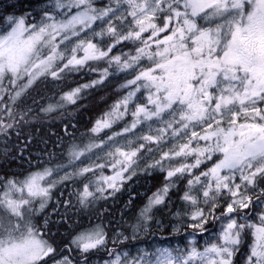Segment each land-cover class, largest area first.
<instances>
[{"label": "snow or ice", "instance_id": "1", "mask_svg": "<svg viewBox=\"0 0 264 264\" xmlns=\"http://www.w3.org/2000/svg\"><path fill=\"white\" fill-rule=\"evenodd\" d=\"M8 21L0 133L18 126L17 102L39 81L68 88L45 114L113 81L118 88L86 133L65 129L59 157L0 177V264H88L97 252L104 264H238L246 239L242 264H264V0H51L35 23ZM80 74L96 78L71 87ZM138 172L163 179L130 235L89 221L57 245L46 215L53 202L65 209L62 223L75 208L103 217L98 205ZM69 185L68 198L54 201ZM173 195L185 247H118L148 232Z\"/></svg>", "mask_w": 264, "mask_h": 264}, {"label": "trees", "instance_id": "2", "mask_svg": "<svg viewBox=\"0 0 264 264\" xmlns=\"http://www.w3.org/2000/svg\"><path fill=\"white\" fill-rule=\"evenodd\" d=\"M50 3L51 0H0V23L9 16H26L27 23H35L40 19L42 9ZM91 76V74L87 76L80 74L69 77L68 84L76 87L79 83L91 80ZM67 90L64 84H52L50 81L42 80L20 98L14 109V112L19 114L16 118L18 126L10 129L7 136L0 133V142L3 141V145H0V177L26 174L29 170H34V166L38 163H46L50 153H55L59 157L63 145L68 142L67 133H72L76 137L86 133L95 119L107 109L109 103L105 101L111 102L115 99L114 84H109L84 98L75 106H67L50 114L41 111L48 103L54 102L53 98L56 99L61 91ZM56 162L61 163L63 160L60 158ZM162 179V174L158 172L150 174L139 172L132 180L127 181L114 196L98 205L102 211L106 210L103 217L89 209L75 208L64 216L67 222L62 223L61 217L65 209L53 202L46 212L50 219L49 228L52 238L62 248L70 241L76 224L87 225L89 221H104L110 235L113 230H128L146 203L147 197L160 187ZM71 188V185L67 190L61 188L59 191L64 192V196L60 197L57 194L54 196V201L67 199ZM177 203V196L173 195L171 206L156 212L155 217L165 221L166 213L172 211ZM167 209L168 211L164 212ZM158 227L154 223L151 232L157 231L172 240L177 236V234H171L169 227H165L162 231ZM250 243L251 239L245 240L237 257L238 264H242L243 253ZM137 244L136 241H131L126 247H118L126 249ZM105 258L108 257L104 252H97L88 257V264H103Z\"/></svg>", "mask_w": 264, "mask_h": 264}, {"label": "rangeland", "instance_id": "3", "mask_svg": "<svg viewBox=\"0 0 264 264\" xmlns=\"http://www.w3.org/2000/svg\"><path fill=\"white\" fill-rule=\"evenodd\" d=\"M15 17H18V16H15ZM26 23H27V21H26ZM8 31H11V28L9 27V21H8V17H7V18H5L4 22L2 21L0 23V35H5ZM91 77H92V79L96 78L93 75ZM86 82H88V81H86ZM86 82H83V83H86ZM111 84H114V89L116 91V89L118 88V84L116 83V81H113ZM101 88H103V87H98L95 90H88L87 92H85L83 94L84 98L89 97L92 93H94L95 91H97ZM56 99H59V96ZM105 102L109 103V105H110L113 102V100L111 102H109V100H106ZM50 103H53V102H50ZM85 142H87V141H85ZM109 174H110V170H109ZM179 206L180 205L178 202L174 209L178 208ZM167 211H168V209L165 210L164 212H167ZM172 211L166 213V220L165 221L160 219V218L157 219L156 217H154V221L149 223V225H148L149 231L146 233L145 232L139 233L137 239L133 240V241H136V243H138V244L135 246H131L129 248H126L124 250L130 251L132 253V255H136L137 249H143V250L147 251L148 253H154L157 248H164V247L176 248L177 246L180 248L185 247V245H186V239H185L186 232L183 228L184 221L182 218L177 219L175 216L171 215L170 213ZM97 222H100V221H93L92 223H97ZM102 222L106 225V223L104 221H102ZM136 222H137V220L135 219V221L132 222L131 225L135 224ZM154 223H155V225L159 226L158 228L160 231L164 230L165 227H169L171 234H177V236L172 240V239H169L167 236L160 234L157 231L151 232V228H152ZM174 227L178 228L179 231L176 233H173ZM125 234H127V235L131 234V227H129V229L125 232ZM200 244L201 245L203 244L202 239L200 240ZM112 246L113 245L109 244V247H112ZM106 259H108V258H105V260ZM103 264H104V262H103Z\"/></svg>", "mask_w": 264, "mask_h": 264}, {"label": "flooded vegetation", "instance_id": "4", "mask_svg": "<svg viewBox=\"0 0 264 264\" xmlns=\"http://www.w3.org/2000/svg\"><path fill=\"white\" fill-rule=\"evenodd\" d=\"M0 145H3V141L0 142Z\"/></svg>", "mask_w": 264, "mask_h": 264}]
</instances>
